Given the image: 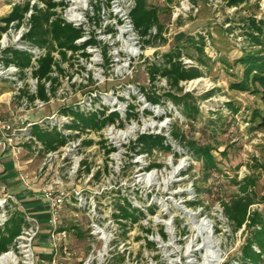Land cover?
I'll use <instances>...</instances> for the list:
<instances>
[{"label": "built area", "instance_id": "obj_1", "mask_svg": "<svg viewBox=\"0 0 264 264\" xmlns=\"http://www.w3.org/2000/svg\"><path fill=\"white\" fill-rule=\"evenodd\" d=\"M23 1L25 0H10L9 6L12 9L15 4ZM27 1L29 8L19 19L10 21L0 34V54L5 49L12 48L25 50L30 55L28 64L24 66L6 64L0 60V83L10 88L5 100L10 117L3 119L0 116V149L16 155L27 151L32 158H40L39 171L48 176L53 174L49 184L44 187H34L33 183L38 175L34 178L27 174L21 175L25 186L36 191L37 197L45 204L52 264H72L70 260L77 257L76 251L68 244L66 229L62 224L65 207L80 210L89 219L88 233L91 242L86 258L79 264H138L135 259L138 253L132 252L130 256V251L122 247L124 241L120 238L119 230L120 228L124 232L134 223L127 220L126 226L121 227L126 220L120 217V209L118 206L115 208L107 205L103 194L105 188H97L98 184L126 183V178L123 182L118 178L121 156L127 152L125 146L128 148L130 143L135 144L139 135L156 134L151 131L153 124L146 120H142L141 124L138 122L140 120L135 117L133 104L122 103L123 84L113 85V82L121 80L126 74L128 62L138 59L143 53L140 44L142 37L131 18L136 0H53L55 6L51 10L54 14L50 21L58 17L63 23L78 29L80 35L73 41V48H61V51L56 49L51 53L54 64L48 78L42 79L34 75V71L38 68V59L44 56L45 49L31 45L24 37L31 28L34 7L45 9L46 5L38 0ZM173 9L172 22L197 10L188 0H180ZM149 33L156 35V26H152ZM124 60L127 61L126 64L123 63ZM180 60L184 64L191 61L184 56ZM158 78L160 76L156 77ZM39 84L43 85L44 98L38 96ZM90 84L93 87H111L101 91L89 90L86 87ZM139 91L147 103L158 105L148 101L141 88ZM76 97L78 100H75ZM46 107H52L53 110L48 116L40 113V117L37 113ZM145 109L148 107L144 106L143 110ZM76 111L85 114L95 112L101 118L111 116L112 119L98 130L81 124L76 127L73 126L79 122L74 116ZM36 129L55 131L64 141L60 145L54 144L52 148L46 147V142L34 133ZM93 131L101 135L98 140L90 136ZM132 150V155L135 156L133 162L138 166L154 151H141L139 145H135ZM157 166L142 164L137 167L132 184L152 189L163 178L164 171H159ZM77 177L84 189L73 186ZM63 178L67 184L63 183ZM89 184H95L96 188L89 190ZM66 185L73 188H67ZM13 199L15 198L10 193H4L0 197L1 229L12 214L10 201ZM133 199L132 203H137V198ZM152 204L138 203L136 207L131 206L137 209L139 218L150 215L158 218L160 215L155 214ZM156 207L162 216L155 221L160 229L156 233V240L146 238V245L149 241L150 246L155 247L156 244L158 248L162 246L166 249L168 233H173V219L178 214L172 213L167 203H158ZM212 210L211 214L183 210L188 222H185L186 230L182 233L183 239H180L179 246L185 252L181 259L186 264L223 263L219 235L227 232L233 222L224 213L222 205L215 204ZM23 216L24 222L19 234L0 256L12 254L14 260L9 264H38L34 255V243L41 227L35 218L24 213ZM243 226L236 231L238 235ZM145 229H149L148 232L144 230L147 234H152L150 228ZM191 232L195 235L192 236ZM58 252L60 256L53 258L52 255ZM146 264L152 263L150 261Z\"/></svg>", "mask_w": 264, "mask_h": 264}, {"label": "rangeland", "instance_id": "obj_2", "mask_svg": "<svg viewBox=\"0 0 264 264\" xmlns=\"http://www.w3.org/2000/svg\"><path fill=\"white\" fill-rule=\"evenodd\" d=\"M179 1L146 0L147 6L156 10L158 18L156 28L160 27L159 38L152 39L148 45L143 43L142 38H140L143 53L138 59L128 62V69L121 80L113 82V85L123 84L121 90L123 99L121 101L124 105L126 102L134 105L133 112L136 113L135 117L139 118L140 121L138 122L141 124L142 120H146L153 124L151 131L165 136L173 149V151L154 149L141 163V165L148 164L149 166L158 165V170L164 171L162 180L160 179V182H157L152 189L132 184L135 170L141 166L135 165L133 162L135 156L132 155L133 150L130 147L132 143L129 146L127 145L128 148L126 146L124 148L127 152L121 156L118 172V178L122 179V182L126 178L127 182L98 184L97 187L105 188L103 193L105 202H107V205H112V207L117 208V204H123L124 198H126L135 207L138 203L146 205L152 202L151 206L154 207L155 214L160 215L159 217L162 216L156 207L158 203L160 205L167 203L171 212L178 214L173 219L171 230L173 233H168L169 241L166 249L162 246L158 248L156 244L155 247L146 245V238L151 241L157 238L156 233L160 227L155 225V221L160 219L159 217L152 215L140 217L124 232L119 228L120 238H123L124 241L122 247L130 251V256H132V252L138 253L135 258L138 264H146L150 261L152 264H186L181 259L185 252L179 246L180 239H183L182 233L186 230L185 222H188L183 210L211 214L215 204L221 206L222 202L242 195L241 189L237 185L239 181H241V184H247V194L255 200V203L248 207V212L255 210L264 217V126H261L260 121L257 119L252 120L255 110L261 111V114L264 115V104L260 94L253 91L258 86H253L248 82L247 90L236 87V83L243 79L244 66L239 58L244 52L248 51L241 47L245 44H242L244 36L241 33L240 26L246 17L264 19V0H250L239 7L228 6L226 0H188V3L197 9L196 12H189L172 22L171 14L173 8L178 6ZM9 4L10 0H0V18L10 11ZM199 36H203L210 42L216 54H219L218 57L213 54L214 52L206 49L208 55L207 57L205 55L201 57L203 63L196 61L198 55L193 47L194 43L190 41V37L198 39ZM178 49H181V56L191 60L188 61L190 63L186 64L188 67H197L202 72V75L198 78L179 83L181 93L189 92L193 96L189 99L191 105L197 107L198 112L189 111L190 116L182 114L180 109L164 95L167 91L177 94H179V91L171 88L165 78L163 80L160 77L150 81L147 72L148 64L151 61H155L158 57H163L166 53ZM123 63L126 64L127 61L124 60ZM198 79L200 81L195 82ZM109 87L111 86H107V88L106 86L93 87V84H90L86 88L101 91ZM141 87H144L148 94L153 92L159 94L161 103L158 105L147 103L143 94H140L139 88ZM9 89L0 83V116L3 119L10 117L5 104L6 93ZM206 92H211L210 96L204 97L203 94ZM129 94L131 95L128 96ZM75 100H78V97ZM95 102H98V100H95ZM144 106L148 109L143 110ZM229 106H233L237 111L233 113ZM52 110V107H46L37 114L40 117L41 114L48 116ZM172 128H176L182 138L172 139L170 135ZM34 133H36V130ZM90 136L94 140L101 137L96 131L91 132ZM192 140L195 146H208L211 148L217 169L210 170L207 177L204 173L203 161L197 159L187 146ZM17 158L18 154L2 152L0 149V170L5 167L7 172L4 171L3 173L6 176L14 174L17 177L20 172L19 168L25 167V161H17ZM31 159L32 169L28 171L33 172L27 175L33 178L38 175V179L33 184H41V187H44L49 184L53 174L48 176L38 170L39 157H31ZM76 179L73 186L83 188V184L78 181V177ZM2 180L3 177L0 173V197L4 193H8L4 180ZM63 183L67 184L64 178ZM73 186L68 187L66 185L67 188H73ZM92 187L96 188L95 184H89V190ZM19 190H21L17 192L20 195L19 200L25 201L23 197L26 198L28 195L35 197L36 195V191L30 189L22 188ZM134 197L137 198V203H132ZM195 201L199 203L193 205L192 202ZM10 202L12 205L11 212L21 211L17 208L18 204L15 199ZM62 218L68 244L71 249L76 251L77 256L70 261L72 264H79L81 260L86 258L91 242L88 233L89 219L80 210H71L66 207ZM40 226L39 238H36L42 242L40 253H45L43 257H46V254L49 257L51 243L49 231L46 229L48 222L46 220L42 221ZM145 228H150L152 234H147L144 231ZM244 228L245 226H243L241 234L238 235L237 230L232 225L229 226L227 232L219 235L221 237L222 264L235 262L247 234ZM191 235L193 236L195 233L191 232ZM34 255L35 257L38 256L36 250H34ZM52 256L58 258L60 254L58 252Z\"/></svg>", "mask_w": 264, "mask_h": 264}, {"label": "trees", "instance_id": "obj_3", "mask_svg": "<svg viewBox=\"0 0 264 264\" xmlns=\"http://www.w3.org/2000/svg\"><path fill=\"white\" fill-rule=\"evenodd\" d=\"M38 1L45 3L46 8L37 9L34 7V13L31 16V28L24 38L31 45H36L45 49V54L38 59L39 66L34 71V75L42 79L48 78V73L51 70V66L54 64L51 53L56 49L61 51V48H73V41L80 35V31L69 24L63 23L58 17L50 21L51 16L54 14L51 10L55 6L53 0ZM249 1L250 0H226V4L231 7H239ZM28 8L29 2L27 0L20 4H15L7 15L0 18V34L6 29L10 21L19 19ZM131 18L139 35L142 38L145 37L143 43L148 45L151 43L152 39L156 40L159 38V26L156 35L152 36L149 33L151 27L158 24V18L156 10L154 8H149L146 4V0H136V5L131 11ZM240 28L244 36V42L242 44H245L241 47L248 51L244 52L239 58L244 66L243 79L236 83V87L247 90L248 82L253 86H258V88H254L253 91L260 94V98L264 104V19L246 17ZM146 36H148V38H146ZM190 41L194 43L193 47L198 55L196 58L197 62L203 63L201 57L204 55L207 57L208 54L206 49H209L210 52H214L213 54L217 57L219 56V54H216L210 42L203 36H199L198 39L190 37ZM181 55V49L168 52L163 57H158L157 60L151 61L148 64L147 72L150 81H154L157 76H160L165 78L171 88H175L179 91V94L167 91L164 95H166V98L169 99L173 105L180 109L182 114L190 116L189 111L197 113L198 110L197 107L191 105L189 101L193 96L189 92L181 93L179 83L198 78L202 75V72L197 67H188L186 64L182 63L180 60ZM29 57L30 55L27 51L12 48H7L0 54V60L4 63H12L21 66L28 64ZM141 91L151 103H161V96L156 94V92L148 94L144 87H141ZM210 94L211 92H206L203 96L208 97ZM38 96L44 98L42 84H39ZM229 108L233 113L237 111L233 106H229ZM74 116L79 122L74 123L73 126L77 127L81 124L82 126L91 127L95 130L100 129L104 123L112 119L111 116L101 118L95 112L85 114L76 111L74 112ZM255 119L260 121L261 126H264V115L261 114V111L255 110L253 112L252 120ZM36 134L41 140L46 142V147L49 148L54 147V144L60 145L64 141V138L59 136L55 131L48 132L36 129ZM170 135L172 139L182 138L176 128H172ZM193 142L192 140L187 146L197 159L203 161V169L207 177L210 170L213 171L217 169L215 158L211 152V148L208 146H195ZM135 145H139L141 151L147 152H151L153 149L173 151L171 144L160 134L139 135L131 148L133 149ZM237 185L241 189L242 195L221 203L224 213L233 222L234 229L238 230L244 225V229L247 231L240 253L236 256L235 262L232 264H264V217L260 212L255 210L248 212V207L255 203V200L247 194V184H241V181H239ZM197 203L199 202H192V204ZM117 206L120 209V217L126 220L122 222L121 227L124 228L126 226L127 220L131 223L137 222L139 218L138 211L131 206V203L126 198H124L123 204H118ZM23 222L24 216L22 212H12L8 222L0 229V254L8 249L14 238L19 234ZM145 231L148 232L149 229H145ZM147 245L150 246L151 243L147 241ZM224 264L229 263L226 262Z\"/></svg>", "mask_w": 264, "mask_h": 264}, {"label": "crops", "instance_id": "obj_4", "mask_svg": "<svg viewBox=\"0 0 264 264\" xmlns=\"http://www.w3.org/2000/svg\"><path fill=\"white\" fill-rule=\"evenodd\" d=\"M28 156H31L27 151H23L20 154H18L17 161L22 160L25 161V167H21L20 172L18 173V176L16 177L14 174L13 175H8L6 176L5 173L7 171L5 167L0 170V173L3 177L4 180V185L6 186V190L8 193L12 194L15 198V201L18 204V209L21 210L24 214H27L33 218H35L39 225L42 221H45V216H46V209H45V204L43 201H41L38 197L37 194L35 197H32L31 195H28V197H23L25 201L22 199L19 200L20 195L17 194V192H20L22 188L29 189L25 186L24 181L21 178V175L23 174H30L33 171H28L32 169V159L31 157L29 158ZM5 171V173H3ZM26 172V173H25ZM2 180V181H3ZM34 187H41V184H33ZM41 227V226H40ZM47 229V228H46ZM40 234V233H39ZM39 238V237H38ZM41 244L42 242L39 241V239H36L34 243V250L38 252L37 256V262L39 264H51V251L49 250V257H47L48 254H46V257H43L45 253H40L41 250ZM38 257H41L38 259ZM47 261V262H45Z\"/></svg>", "mask_w": 264, "mask_h": 264}, {"label": "bare ground", "instance_id": "obj_5", "mask_svg": "<svg viewBox=\"0 0 264 264\" xmlns=\"http://www.w3.org/2000/svg\"><path fill=\"white\" fill-rule=\"evenodd\" d=\"M198 81H200V79H198L195 82H198ZM195 82H192V83H195ZM13 260H14V257L12 254H4L3 256L0 257V264H8V263H11Z\"/></svg>", "mask_w": 264, "mask_h": 264}]
</instances>
